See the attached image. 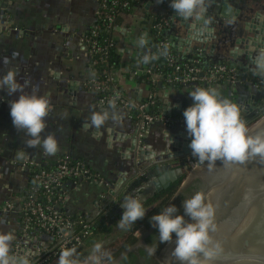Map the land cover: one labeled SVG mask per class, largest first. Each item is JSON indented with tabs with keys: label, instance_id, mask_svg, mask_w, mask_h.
I'll list each match as a JSON object with an SVG mask.
<instances>
[{
	"label": "crops",
	"instance_id": "1",
	"mask_svg": "<svg viewBox=\"0 0 264 264\" xmlns=\"http://www.w3.org/2000/svg\"><path fill=\"white\" fill-rule=\"evenodd\" d=\"M234 1L236 6L233 12L243 4L241 0ZM253 2L264 5V0ZM99 10L100 0H0V76L15 68L18 81L25 85V92L31 93L36 88L39 94L46 96L50 111L42 135L54 134L59 144L58 152L52 156L44 155L39 147H27L24 143L27 137L13 126L10 116V102L18 99L19 93L10 96L6 91L0 92V207L8 199L17 201L27 190L29 179L21 171L24 161L33 159L38 163L52 164L65 157L84 161L100 178L99 181L82 182L76 186L72 182L67 183L70 198L65 208L69 213L97 214L99 204L108 205L109 211L118 213L122 210L121 202L130 194L143 197L144 205L149 199L158 198L159 189L156 184L145 185L144 189L137 184L146 172L143 169L148 161L144 155H139L136 160L134 151H129L136 132L141 144L150 146L155 158L161 159L165 157L163 152L171 148L165 131L187 133L182 119L184 111L179 105L185 110L193 103L190 91L196 87L211 86L223 98L237 105H248L252 95L257 94V85L245 76L235 82H197L178 86L155 72L150 79L159 92V111L175 117L181 115L180 119L175 118L170 128L157 121L140 135L137 120L123 108L115 109L116 120L109 118L99 127L92 126L90 118L94 112L113 111L101 107L96 93L88 90L84 84L91 77L89 48L85 38L96 23ZM166 10L163 0H140L134 11L124 16L120 29L117 27L115 39L120 61L113 70V77L120 91L129 99L140 102L139 98L146 100L152 92L147 83L140 81L144 75L140 57L145 53L152 54L153 49L147 46L151 40L149 30L154 18L164 15ZM182 32L179 29L177 32L170 30L167 35L174 49V41ZM140 36H145L148 41L144 49L136 44ZM210 45L205 54L207 59H201L204 70L215 65L209 62ZM217 54L218 51L214 53ZM192 56L199 54L194 52ZM179 57L193 62L190 56ZM5 58L7 64L4 63ZM228 61L226 59L216 64H227ZM260 100L257 97L254 103L258 106ZM169 101L177 107L169 110ZM241 115L245 116L243 113ZM110 129L127 135V138L109 142ZM122 173L125 184L112 200L110 191ZM129 189L131 193L126 194ZM115 205L118 206L117 210ZM21 217L18 211L0 210V230H11L15 237L21 235ZM14 247L13 240L11 253Z\"/></svg>",
	"mask_w": 264,
	"mask_h": 264
},
{
	"label": "water",
	"instance_id": "2",
	"mask_svg": "<svg viewBox=\"0 0 264 264\" xmlns=\"http://www.w3.org/2000/svg\"><path fill=\"white\" fill-rule=\"evenodd\" d=\"M205 1V19H210L208 25H204L201 20L183 19L173 14L169 29L176 32L178 29L183 30L174 41V47L179 55L190 56L192 61L197 58L206 60L205 54L210 43V64L228 59L229 63L223 64L240 70L243 77L251 78L257 85V94L252 95L248 105L238 106L245 115L242 119L246 121L250 134L264 133V73L254 71L253 63L256 54L264 51V5L259 6L253 0H241L243 4L233 12L236 6L234 0ZM216 51L218 54L214 55ZM194 52H198L199 56L193 57ZM260 92L261 104L257 106L254 100ZM139 101L143 102L144 99L139 98ZM179 106L184 111V107ZM164 110L167 108L164 107ZM167 132L170 134L171 140L168 141L171 148L163 152L165 157L161 159L155 158L150 146L141 144L137 132L132 138L129 151H134L136 160L139 155H144L148 161L143 169L146 172L141 177L144 178V185L140 189L151 184H156L159 190L168 189L181 179H184L181 187H187L194 181L201 182L203 187L200 192L205 194V202L216 207L218 230L212 235L214 240L221 243L222 249L211 264H264V158L256 156L243 164L227 165L217 160L211 168L205 164L196 171L188 172L185 157L192 155L189 148L190 137L184 131ZM167 132L165 131L166 137ZM108 134L109 142L127 138V135L116 133L113 129ZM124 177L122 173L114 189L110 191L112 200L123 188ZM128 193H131V189L126 194ZM100 213L98 211L95 216ZM149 233L146 231L142 234L138 242L148 245L144 238ZM174 246L173 242L163 243L160 264H178L171 254ZM24 253L34 255L26 252V249H19L16 255Z\"/></svg>",
	"mask_w": 264,
	"mask_h": 264
},
{
	"label": "clouds",
	"instance_id": "3",
	"mask_svg": "<svg viewBox=\"0 0 264 264\" xmlns=\"http://www.w3.org/2000/svg\"><path fill=\"white\" fill-rule=\"evenodd\" d=\"M170 7L183 19L194 18L203 21L204 25L210 23V19H205V0H170ZM147 43L145 36H140L136 41L140 49H144ZM167 55L168 47L165 45L157 54L145 53L140 57V62L147 64L158 56ZM4 63H8L7 58ZM253 63L254 71L264 73V51L256 54ZM17 77L18 71L15 68H10L0 76V92L6 91L10 96L19 93L18 99L10 102L13 126L24 132L27 137L24 143L27 147H39L44 155H55L59 149L57 137L54 134L42 135L50 111L49 100L39 94L36 88L31 93L25 92V85L21 84ZM189 95L193 103L184 110L183 117L190 137L189 148L196 160L202 164L207 162L211 168L217 160L227 165L243 164L256 156L264 158V133L250 134L246 121L242 119L241 109L236 103L223 98L219 91L211 86L196 87ZM169 105V110L177 107L170 101ZM109 108L113 111L94 112L90 118L91 125L99 127L109 118L116 120L114 99L109 101ZM169 137L168 133V139L171 140ZM142 199L141 196L130 194L121 202L123 213L117 222L121 230H127L145 217L147 210ZM182 207L183 214H179L175 204H169L150 217L151 224L157 229L159 243H174L171 254L178 264H211L222 250L221 243L214 240L212 235L218 230L216 207L210 202L206 203L205 194L200 191L184 199ZM14 239L11 230H0V264H30L27 255L11 253ZM145 251L149 256L155 253V249L149 245H145ZM112 260L111 252L105 249L101 242H96L83 261L76 257L75 248L63 249L58 264H112Z\"/></svg>",
	"mask_w": 264,
	"mask_h": 264
},
{
	"label": "built area",
	"instance_id": "4",
	"mask_svg": "<svg viewBox=\"0 0 264 264\" xmlns=\"http://www.w3.org/2000/svg\"><path fill=\"white\" fill-rule=\"evenodd\" d=\"M166 5V13L162 15L161 23L169 24L173 18L174 11L170 7V0H163ZM114 3V2H113ZM127 5V2L123 4ZM100 4L98 17L102 14ZM113 22L114 16L108 15ZM96 24V23H95ZM112 25V24H111ZM161 28V24H157ZM96 29L92 31V36H86L85 43L89 48L91 77L85 80V87L96 93L98 104L109 108V101H116V109H127L135 117L140 126V135L148 129L155 121L170 122L169 115L161 113L150 114V107L157 104L158 92L152 91L149 97L143 102L129 99L123 95L114 81L113 69H103L100 72L97 64L106 63V59L94 60L97 53L106 52L112 43L105 47L97 45ZM169 42H161L157 48L159 52ZM156 54V53H153ZM170 62L173 72L166 77L170 82L181 84L197 82H217L219 79L227 77V80L236 81L241 75L240 71L226 64H215L204 70L199 65V60H193V65L188 63L181 64L177 57H174L168 49L167 56H161ZM201 73H204L201 76ZM143 74L152 77V66H143ZM207 163V162H206ZM206 163H200L192 155L185 157V165L188 172L196 171ZM21 171L28 177L29 186L27 190L18 197L17 201L8 199L0 207L3 211H18L21 214V235L14 239V250L26 249L34 255H27L30 264H43L51 255H59L65 248H75L76 252L85 245L93 235L94 213H69L65 205L70 198L67 183L72 182L75 186L82 182L99 181V175L94 173L91 168L80 159L70 157L61 158L52 164L38 163L33 159L24 161ZM98 210L104 214L109 213L108 205L99 204Z\"/></svg>",
	"mask_w": 264,
	"mask_h": 264
},
{
	"label": "trees",
	"instance_id": "5",
	"mask_svg": "<svg viewBox=\"0 0 264 264\" xmlns=\"http://www.w3.org/2000/svg\"><path fill=\"white\" fill-rule=\"evenodd\" d=\"M114 2V3H113ZM127 2V5H123ZM106 4V8L102 7V14L98 17L96 24L90 29L87 36H92V31L96 29V36L93 37L96 40L97 45L100 47H105L109 43L112 45L106 52L97 53L94 57V60H101L102 58L106 59V63H98L97 69L100 72L103 69H115L120 61V56L117 51V41L115 39V34L117 33V27H120L123 24L124 16L131 14L135 7L140 4V0H100V4ZM108 15L114 16L113 22L110 21ZM162 16H157L154 18L153 26L150 27L149 35H150V42L147 46H150L153 49V53H158L157 48L161 42H168L167 35L170 31L169 24L161 23ZM161 24V28L157 27V24ZM112 24V25H111ZM169 51H171L174 57L178 58L179 63L185 64L188 63L189 65H193L192 62H188L186 59H182L179 57V54L176 50L169 44L168 46ZM201 65V59L197 58ZM143 66H152L153 72H158L162 74L165 78L169 76L173 72V67L170 65V62L166 61L161 56H158L156 60H153L147 64L143 63ZM203 68V66H202ZM240 79V78H239ZM227 80V77L219 79L216 83H222ZM141 82L147 83L152 91L158 92V89L155 87V83L150 79V75L144 74L143 77L140 79ZM176 85L181 86L182 84L176 82ZM159 98H157V104L155 106L150 107L149 113L150 114H158L159 113ZM146 101V100H145ZM144 178L139 180L140 185H144L143 182ZM184 180V179H183ZM182 179L178 182L172 184L168 189H161L158 191V198L152 200L149 199L143 206L149 207L146 208L147 212L144 218L139 219L135 224H133L127 230H121L119 228L118 232L119 235L113 236L112 229H110L111 225H118L117 222L122 216V213H115V210L109 211L108 214H104L103 212L100 213L95 217L94 224H93V235L86 240L85 248L91 249L93 244L96 242L105 243V249L111 252L113 260L115 261L120 256H122L129 248L137 244L139 238L137 233L142 229L150 232L148 236L145 238L148 244H151L153 240L158 236L157 229L153 227L150 222V217L154 214H158L163 208L167 207L176 192L179 190L180 186L182 185ZM117 210L118 206H114ZM93 237V239H92ZM96 237V238H95ZM90 240V241H89ZM89 241V243H88ZM83 248V247H82ZM84 249V248H83ZM79 250L78 253L84 254V250ZM86 250V249H85ZM59 255H51L48 260L43 264H58Z\"/></svg>",
	"mask_w": 264,
	"mask_h": 264
},
{
	"label": "flooded vegetation",
	"instance_id": "6",
	"mask_svg": "<svg viewBox=\"0 0 264 264\" xmlns=\"http://www.w3.org/2000/svg\"><path fill=\"white\" fill-rule=\"evenodd\" d=\"M182 186V185H181ZM203 184L199 181H194L187 187H181L174 195L170 204H175L179 209V214H183L182 202L186 198H190L193 194L200 191ZM147 236H145L146 238ZM144 238V239H145ZM146 242V240H145ZM147 243V242H146ZM148 244V243H147ZM155 249V253L151 256L145 251V244L138 242L135 246L129 248L122 256H120L112 264H160L163 257L162 244L159 243L158 236L148 244Z\"/></svg>",
	"mask_w": 264,
	"mask_h": 264
},
{
	"label": "rangeland",
	"instance_id": "7",
	"mask_svg": "<svg viewBox=\"0 0 264 264\" xmlns=\"http://www.w3.org/2000/svg\"><path fill=\"white\" fill-rule=\"evenodd\" d=\"M199 63H200V61H199ZM240 71V70H239ZM241 73V72H240ZM241 79V78H243V76H242V74L238 77V79ZM237 79V80H238ZM229 80V79H228ZM236 80V81H237ZM255 80H258L257 78L255 79ZM230 81H234V80H230ZM235 82V81H234ZM174 84L176 83V82H173ZM203 83H216V82H203ZM172 84V83H171ZM192 84H194V83H187V84H182V85H192ZM159 93V92H158ZM260 96H261V92L260 93H258V97L260 98ZM174 116V117H173ZM181 116V115H180ZM180 116L179 117H177V118H179L180 119ZM175 115H169V119H170V122H168V123H165L164 121H160V122H162L163 124H165V125H167L168 127L169 126H172V123H173V121L175 122L176 120H175ZM183 120H184V117L182 118ZM155 122H157V121H155ZM170 128V127H169ZM184 181V180H183ZM183 181H182V183H183ZM184 184V183H183ZM182 184V185H183ZM180 188H181V186H180ZM179 188V189H180ZM11 200H13V199H11ZM7 201V200H6ZM4 204V203H3ZM2 204V205H3ZM1 205V206H2ZM148 209L149 207H145V209ZM1 211H3L2 209H0ZM123 210V209H122ZM122 210H120L118 213H123V211ZM10 211H12V210H10ZM110 229H112L113 231H112V235L113 236H116V235H119L120 233L118 232V230H119V227H118V225H111V227H110ZM146 232V230H144V229H142L141 231H139L138 233H137V236H138V238L142 235V234H144ZM96 238V237H95ZM92 239H93V237H92ZM90 241V240H89ZM89 241H88V243H89ZM86 244H87V242H86ZM86 244L83 246V248H81L80 250H84V254H79V253H77L76 252V257L79 259V261H83V259L89 254V252L91 251V249H87V248H85V246H86ZM103 244V247L106 245V242L104 243H102ZM86 249V250H85Z\"/></svg>",
	"mask_w": 264,
	"mask_h": 264
}]
</instances>
